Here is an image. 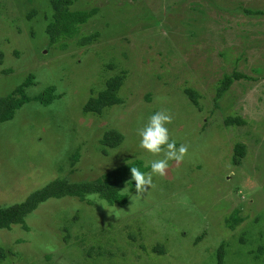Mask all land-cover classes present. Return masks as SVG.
<instances>
[{"label":"rangeland","instance_id":"1","mask_svg":"<svg viewBox=\"0 0 264 264\" xmlns=\"http://www.w3.org/2000/svg\"><path fill=\"white\" fill-rule=\"evenodd\" d=\"M71 7H97L75 38L99 35L62 48L46 32L49 0H0V96L28 76L27 96L49 86L57 94L49 104L23 103L0 123V206L55 178L90 180L138 160L147 170L133 189L125 184V203L95 194L40 203L28 229H0V246L12 251L2 264H216L221 243L222 264H264V0H74ZM122 70L120 103L84 112ZM233 70L246 76L210 108ZM186 87L206 105L193 106ZM228 115L245 122L226 126ZM108 129L123 135L118 146L101 144ZM236 143L246 146L240 164L232 159ZM156 245L162 252L151 250ZM97 246L105 257H96Z\"/></svg>","mask_w":264,"mask_h":264},{"label":"trees","instance_id":"2","mask_svg":"<svg viewBox=\"0 0 264 264\" xmlns=\"http://www.w3.org/2000/svg\"><path fill=\"white\" fill-rule=\"evenodd\" d=\"M51 7V19L46 25V32L49 35V43L54 44L59 41L62 48L67 46L66 41L69 39H76L77 45H84L92 43L97 37L98 32L94 31L87 35L75 38L79 34V26L87 22L92 16L96 14L97 7L89 9H73L71 6L74 0H49ZM249 14H261L260 9H242ZM242 73L233 70L226 73L220 79L218 85L215 87L214 95L212 97L210 108L219 109V101L222 95L229 89L232 82L240 77H245ZM126 72L120 71L105 80L104 87L95 94H92L84 103L82 109L84 112L93 114H101L104 108L113 104L120 103L121 98L118 96V91L125 80ZM33 83L32 76H28L20 85L12 92L0 96V123L12 118L14 111L23 103L29 100H35L42 104H49L57 96L55 88L49 86L41 93L29 97L24 94V88ZM184 93L195 107L203 104L198 99L199 92L195 89L186 87ZM206 105V104H203ZM244 119L240 115H228L223 119L224 125H234L244 123ZM123 139V135L115 130L108 129L103 132L100 140L101 144L107 148L118 146ZM163 143L159 146H162ZM246 146L243 143H236L232 159L235 164H240L245 157ZM72 165L78 159V149L71 155ZM147 167L142 166V161L138 160L134 164H122L110 171L103 173L90 180L69 181L65 177L55 178L41 188L32 192L25 200L7 205L0 206V229H10L12 225H21L23 229H28L27 216L31 214L40 203L49 198H60L65 196H73L80 201H84L88 196L95 194L99 198L105 200L109 204L125 203L127 194L123 192L125 184L130 185V189L135 187V178L141 176ZM239 220V219H238ZM162 247L156 245L151 250L155 252H162ZM96 257L103 258L106 252L103 247L97 246L94 248ZM224 244L221 243L217 250V263L222 264L224 256ZM259 251L264 252V246H260ZM256 252V251H255ZM12 253L10 249H5L0 246V264ZM90 255V251H87ZM110 255V254H109Z\"/></svg>","mask_w":264,"mask_h":264}]
</instances>
